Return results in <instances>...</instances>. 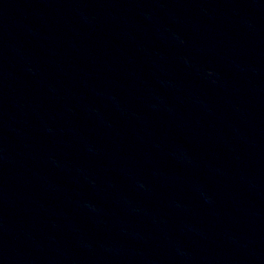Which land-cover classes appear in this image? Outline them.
<instances>
[{"label":"water","instance_id":"water-1","mask_svg":"<svg viewBox=\"0 0 264 264\" xmlns=\"http://www.w3.org/2000/svg\"><path fill=\"white\" fill-rule=\"evenodd\" d=\"M0 264H264V0H0Z\"/></svg>","mask_w":264,"mask_h":264}]
</instances>
